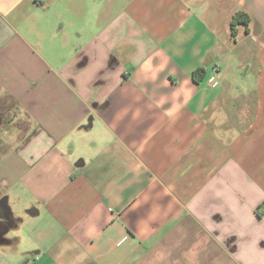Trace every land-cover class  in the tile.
Wrapping results in <instances>:
<instances>
[{"label": "crops", "instance_id": "0c3cea01", "mask_svg": "<svg viewBox=\"0 0 264 264\" xmlns=\"http://www.w3.org/2000/svg\"><path fill=\"white\" fill-rule=\"evenodd\" d=\"M0 264H264V0H0Z\"/></svg>", "mask_w": 264, "mask_h": 264}, {"label": "trees", "instance_id": "16d2710c", "mask_svg": "<svg viewBox=\"0 0 264 264\" xmlns=\"http://www.w3.org/2000/svg\"><path fill=\"white\" fill-rule=\"evenodd\" d=\"M243 14L239 13L237 15L234 16L232 23H231V27H232V31L235 33V29L237 26L241 25V24H245L248 25L250 22V19L248 18V16H245L246 19H243ZM205 77V71L204 70H197L194 73V80L196 82H201Z\"/></svg>", "mask_w": 264, "mask_h": 264}, {"label": "built area", "instance_id": "2783aa9c", "mask_svg": "<svg viewBox=\"0 0 264 264\" xmlns=\"http://www.w3.org/2000/svg\"><path fill=\"white\" fill-rule=\"evenodd\" d=\"M214 72H215V73H218V72H219V70H218L217 68H215V69H214Z\"/></svg>", "mask_w": 264, "mask_h": 264}]
</instances>
